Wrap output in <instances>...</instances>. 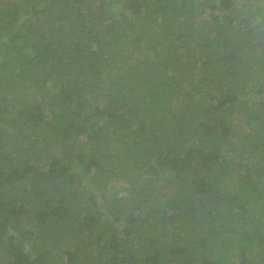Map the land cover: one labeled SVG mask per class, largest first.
Returning <instances> with one entry per match:
<instances>
[{
  "label": "trees",
  "instance_id": "1",
  "mask_svg": "<svg viewBox=\"0 0 264 264\" xmlns=\"http://www.w3.org/2000/svg\"><path fill=\"white\" fill-rule=\"evenodd\" d=\"M253 15L0 0V264H264Z\"/></svg>",
  "mask_w": 264,
  "mask_h": 264
},
{
  "label": "clouds",
  "instance_id": "2",
  "mask_svg": "<svg viewBox=\"0 0 264 264\" xmlns=\"http://www.w3.org/2000/svg\"><path fill=\"white\" fill-rule=\"evenodd\" d=\"M249 24L251 27L257 28V29L264 27V16L253 15L249 21Z\"/></svg>",
  "mask_w": 264,
  "mask_h": 264
},
{
  "label": "rangeland",
  "instance_id": "3",
  "mask_svg": "<svg viewBox=\"0 0 264 264\" xmlns=\"http://www.w3.org/2000/svg\"><path fill=\"white\" fill-rule=\"evenodd\" d=\"M241 123V122H240ZM42 155H45V153H43ZM45 161H48L47 160V156H44V158L42 159V163H46Z\"/></svg>",
  "mask_w": 264,
  "mask_h": 264
}]
</instances>
